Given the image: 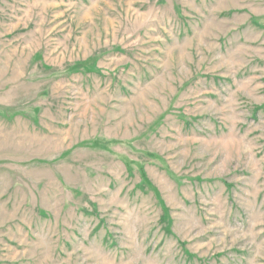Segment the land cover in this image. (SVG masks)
I'll list each match as a JSON object with an SVG mask.
<instances>
[{
    "label": "rangeland",
    "instance_id": "obj_1",
    "mask_svg": "<svg viewBox=\"0 0 264 264\" xmlns=\"http://www.w3.org/2000/svg\"><path fill=\"white\" fill-rule=\"evenodd\" d=\"M0 264H264V0H0Z\"/></svg>",
    "mask_w": 264,
    "mask_h": 264
}]
</instances>
